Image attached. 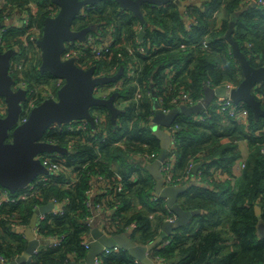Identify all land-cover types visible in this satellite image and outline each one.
Returning a JSON list of instances; mask_svg holds the SVG:
<instances>
[{"label":"trees","instance_id":"16d2710c","mask_svg":"<svg viewBox=\"0 0 264 264\" xmlns=\"http://www.w3.org/2000/svg\"><path fill=\"white\" fill-rule=\"evenodd\" d=\"M32 1L39 6L32 22L43 29L45 18L57 10L51 0H6L3 12L11 14L14 8L23 11ZM172 1L166 0L161 5L142 4L146 20L143 41L137 34L139 18L122 9L115 0H103L75 19V28L89 25L95 30L103 25L109 27L112 22L115 24L112 53L95 61L97 73L122 69L124 78L133 56L139 58L141 66L135 83L125 79L118 88V97L128 102L120 107L115 120L107 107H92L91 112L100 109L106 113L103 129L95 130L87 124L83 132H70L65 129V123L62 130L46 134L48 139L69 149L65 155L66 164L77 170L78 181L70 185L67 175L60 174L49 184L42 185L39 195L0 206V255L7 261H13L26 250L28 240L17 228L29 225L37 206L48 203L52 197L65 201L64 211L41 221L38 232L41 236H62V241L57 246H43L24 264H71L69 254L78 260L84 258L83 239L91 229L88 220L93 212L87 204V191L94 175L102 174L106 179L107 191L99 193L94 203H102L109 211L113 232H125L135 224L130 232L132 237L140 244H147L161 233L163 221L172 216L165 199H153L154 179L146 163L139 159L144 158L145 153L160 150V141L149 123L154 113L153 95L148 96L147 91H154L158 98L166 96L163 84L167 75H171L170 69H176L174 79L178 87L190 89L195 99L204 96L207 84H239L243 73L232 52L233 43L254 67L264 65V6L247 4L245 0H200L201 5L190 6L193 25L186 29L182 12ZM215 14H222L219 24ZM19 32L9 27L10 45L17 42L20 46ZM205 34H209L208 51L193 47ZM141 45L145 46L146 53L131 55L127 49ZM35 47L33 44L29 49L34 52ZM153 47L158 48L152 51ZM25 51L26 48L20 46L12 60H26L22 74L28 87L54 86L58 79L39 69L41 57L34 55L30 59ZM151 52L152 57H149L147 54ZM16 74L17 71L12 72V77L16 78ZM137 88L143 93L137 101L131 100ZM254 95L264 109V80L257 84ZM164 100L171 106L167 97ZM248 109V129L241 121L224 119L215 112L202 120L185 114L175 119L174 124L180 126L174 133L178 172L184 173L190 161L201 162L206 185L194 181L187 183L189 187L180 196L179 203L184 209H199L200 212L175 234L166 236L164 240L168 239V243L161 241L152 249V255H160L171 264L264 263V237L257 234L255 211V206H259L264 220V114L255 115L250 107ZM124 138L123 146L115 144ZM243 139L248 140L249 152L237 188L232 187L230 180L212 183L211 187L209 179L215 170L232 171L236 161L242 160L236 141ZM100 264L142 263L120 250L102 256Z\"/></svg>","mask_w":264,"mask_h":264},{"label":"water","instance_id":"95a60500","mask_svg":"<svg viewBox=\"0 0 264 264\" xmlns=\"http://www.w3.org/2000/svg\"><path fill=\"white\" fill-rule=\"evenodd\" d=\"M103 0H51L58 7L54 16H47L44 20L42 37L37 40L41 52L39 69L48 72L56 78L64 80V84L57 91L56 98L47 97L41 103L34 106L27 119L19 123L23 104L27 98V90L17 88L15 80L10 74L11 60L16 49L1 51L0 49V97L6 103V114L0 115V185L15 192L26 187L40 174H47V168L41 163L38 155L45 152H57L66 154L67 148L44 141L47 130L54 124L62 125L73 121H88L94 127L92 107L104 106L110 111L111 118L115 120L119 109L114 105L116 93L109 98H100L94 95V87L101 82H112L119 78L122 71L111 76H95V67L84 69L74 58L63 59L65 43L71 40L84 41L90 27L76 29L75 19L81 14L82 9L90 5H97ZM122 9L133 12L141 24L146 23L142 12V4L149 2L161 5L166 0H115ZM180 9L187 3L184 0H173ZM145 31L141 29L138 37L143 40ZM232 52L242 69L243 78L238 86L232 90L231 95L236 102H245L255 115H263L264 109L260 100L254 95L253 88L264 80V65L254 67L246 54L242 52L236 43L232 44ZM225 86L216 88L206 87L204 98L194 104H180L164 113L157 97L152 99L154 116L152 130L160 141V150L157 158L146 165V169L153 177L154 192L165 199L169 209L176 215L172 221L165 220L161 224V233L147 244H140L134 240L130 232H115L110 237H105L99 228L92 229L93 239L85 259L71 264H94V259L104 247L117 245L127 251L132 257L142 264H156L149 255L166 236L175 234L178 228L190 221L192 216L199 213V209H184L180 203V196L188 189L189 184L165 185L162 179L161 165L168 156L171 144L172 124L180 114L193 115L201 113L215 97L225 95ZM202 166L195 165L193 172ZM53 207L52 203L36 209L31 221L24 232L28 240L25 252L8 264H24L32 259L39 240L36 238V227L39 213H46ZM258 215L256 225L257 234L264 237V220L260 216V207L255 206ZM164 264V263H159Z\"/></svg>","mask_w":264,"mask_h":264},{"label":"built area","instance_id":"2783aa9c","mask_svg":"<svg viewBox=\"0 0 264 264\" xmlns=\"http://www.w3.org/2000/svg\"><path fill=\"white\" fill-rule=\"evenodd\" d=\"M184 1H187V3L182 8L183 23L186 29H191L193 25V18L189 12V9H190V6H192L193 4L197 2V0H184ZM245 3L247 4L256 3V4L264 6V0H245ZM5 5H6V0H0V49L1 51H6L8 49H16L15 53L17 54L20 51V46H24L26 48L25 52L27 53V55H29L30 59L33 58L34 55L41 57V52L37 45V40L42 37V29H40L35 23L32 22L34 15L37 13L39 9V6L37 5V3L35 1L30 2L27 5V8L23 11L19 10V8H14L11 14H9V12L8 13L3 12V8L6 7ZM93 6L94 5H90L89 7L85 9L87 10ZM85 9H82L81 14L84 13ZM57 11H58V7H57V10L49 16H54L57 13ZM139 25H140L139 29L140 27H143V24L139 23ZM11 26L17 28V31H20L19 32L20 34L18 36L19 40L21 41L20 46L18 45L17 42L12 45H10L8 42L7 31L9 27ZM212 31L213 30H211L210 33ZM114 32H115L114 22H112V24H110L109 27H105L103 25L99 29H95V30L90 29L89 32L86 34V39L84 41H79L75 39V40H71L65 43V49L62 55L63 59L74 58L76 62L78 63V65H80L84 69H88L94 66L95 76H111L120 70L123 73L122 69L111 72V73H104L102 71H100L99 73L96 72L95 61L106 58L108 57L109 54L112 53V48H113V43H114V35H113ZM208 41H209V34H205L200 41L196 42L193 45V47L198 46V47H201L204 51H208L209 49ZM33 44H35L36 46L34 48V52H32L29 49V47L33 46ZM156 48L158 47H153L152 51H154ZM127 49L129 50L131 55L135 53H140V52L146 53V48L143 45H141L138 48H134V49L131 46H128ZM147 55L149 57H152V52L151 54L149 53ZM131 59H132V63L127 69L126 74L123 76L124 78H122V76L120 75L121 77L119 76L118 79L112 82H101V83H98L94 87L93 92L96 97L109 98L112 94L116 93V96L114 98V105L118 109H120V107H122L125 103L128 102V100H121L118 97V88L122 87L121 84L122 82L125 81V79L130 80L134 83L136 82V77L138 75V70L141 66V62L137 56H133ZM25 62H26L25 59H22L21 61H17V62L14 60H11V67H10L11 75H12V72L17 71V74L15 75L17 79L14 78L15 86L17 88L20 87V88L27 90V98L23 104L22 113L19 118V123L24 122L27 119L31 109L34 106L41 103L44 98H47V97L56 98L58 89H60L62 85L64 84L63 79L57 78L58 80L56 81L54 86L45 85V86L40 87V86L35 85L34 87L30 89L28 87L29 83L27 79L22 74ZM170 73H171L170 77H167L163 84L166 90L165 92L166 96L161 95L159 98L157 97L159 104H160V108L164 113L169 112L173 107L179 106L180 104L194 105L200 102L204 98V96H202V97H199L198 99H195L192 96L190 89L182 87V86L178 87L177 85L178 81L174 79V74L176 73V69H170ZM241 78H243V74ZM218 86H225L226 88L225 95L222 97V99H220L219 97H215L214 98L215 101L207 105L201 113L193 114L194 118L196 120H202L207 115H210L211 112L218 113L222 115L224 119H229V120L230 119L239 120L241 118H247L249 115V109H248L249 106L245 102L234 101L231 95L232 90L235 89L238 86V84L233 83V82H226V83L218 84V85L217 84L216 85L207 84V87H212L213 89ZM256 88L257 86L253 88V93L254 91H256ZM142 93L143 92H141V89L137 88L134 94V97H132L131 100L137 101L138 97ZM146 94L148 96H152V93L150 91H147ZM40 96H42L41 100H40ZM260 96L261 95H259V97ZM164 97H167L169 99L168 102L170 103L171 106L165 104ZM5 114H6V103L4 99L1 97L0 98V115L4 116ZM92 115L94 117V123H95L94 127H92L88 121L82 120L79 123H74V122L67 123L65 129L70 132H74V131L83 132L87 129V126H88L87 124H89L90 127L95 130L103 129V126L106 125V120H107L106 113H104L100 109H94L92 111ZM153 116H154V113L150 116V120H149L151 127L153 125ZM62 125H57V124L52 125L47 130L46 134L49 132L62 130ZM172 128L173 130L171 134V144L168 150V156L166 157L165 161L162 163L161 168H160L164 184L177 186L181 184H186L187 182H189L190 179H196L199 182L203 181L202 168H200L197 171V173L193 172L195 165L201 162H195L194 160L190 161L184 173L180 174L178 172V169L176 167L177 157L174 153V143H175L174 133L179 130L180 126L173 123ZM80 136L81 135H79L78 137ZM43 140L47 142L59 144L56 141H52L48 139L46 135ZM236 143H238L239 148L241 149L243 158L240 162H236L233 165L232 170L239 169V168L242 169L243 167H245L246 160L248 158V155L246 154V151L244 150L241 141L240 140L236 141ZM115 144L123 146L125 144V138L123 140L116 142ZM144 147L146 148L147 146H144ZM262 152L264 153V146L262 147ZM158 154L159 152L145 153L144 158L139 157V159H143V162L146 163L147 165L153 162L157 158ZM38 158L40 159L41 163L47 168L48 173L40 174L37 178H35V180L30 182L26 187L21 188L15 192H11L9 189L2 187L0 185V206L4 203L17 204L21 201H26L36 195H39L42 185L49 184L54 179L55 176H58L60 174L67 175V178L69 179L68 182L70 183V185H73L78 181V172L75 168L67 166L65 155H62L57 152H45V153H41L40 155H38ZM214 178H216V175H214ZM210 179H212V177ZM105 182H106V179L102 174L94 175L93 179L90 181V189H88L87 191L88 193L87 204L90 205V207H92L93 212L97 211L98 213L100 212L109 213V211L103 208L102 203L100 202L96 204L94 203V199L99 193H103L107 191V186L105 185ZM121 187H122V184L120 185V188ZM157 197L159 196L154 192L153 199H156ZM48 203H52L53 207L49 212L41 213L38 216L36 228L34 229L36 233L38 231V227H39L38 225L41 221L47 219L49 215H57V214L63 213L64 206L66 204L65 201H59L56 199V197H52ZM175 217L176 215L172 212V216L168 217L166 220L172 221L175 219ZM109 219L111 223V217ZM89 220L91 224L92 217H90ZM135 227L136 225L132 224L131 226L127 228V231L125 232H131ZM50 239H52V243H53L52 245L57 246L61 243L62 236H58L57 239L56 237H50ZM168 241L169 240L166 239V240H163L162 243L167 244ZM83 244L87 248L90 246L88 243H85V242H83ZM120 250L122 249H120L117 245H114L113 247H104L102 252L95 257L94 264H100L102 256L108 255L113 252H119ZM36 252L37 251H35L34 253ZM149 255L151 256V258L154 260L156 264H159V263L171 264L170 261L161 257L160 255H155V256L152 255L151 251ZM0 260L6 263V258L2 255H0Z\"/></svg>","mask_w":264,"mask_h":264},{"label":"crops","instance_id":"0c3cea01","mask_svg":"<svg viewBox=\"0 0 264 264\" xmlns=\"http://www.w3.org/2000/svg\"><path fill=\"white\" fill-rule=\"evenodd\" d=\"M196 3H197L198 6L201 5L200 0H197ZM180 11L182 12V9H180ZM215 15H218V14H215ZM218 17L219 18H218V21L217 22L219 24V22L221 20V17H222V14H219ZM90 29H92L91 26H90ZM140 29H143L144 30V26L143 27H140ZM141 41H143V40H141ZM167 77H170V75L168 74ZM205 91H206V89H205ZM152 95H153V98L154 97H158V95L155 94L154 91H152ZM239 121H241V123L244 124V128L245 129L246 128L248 129V119L247 118H241V119H239ZM240 141H241V143L243 145L244 150L246 151V154L248 155V152H249L248 151V140L247 139H243V140H240ZM67 150L69 152V149H67ZM66 154H62V155H66ZM240 161L241 160H237L236 162H240ZM200 168H202V166ZM242 169L239 168V169H235V170H232V171H229V172L226 171V170H217V171L215 170V172L213 174L216 175V178H214V175H213L212 176V179L209 180L211 182V187L213 186L212 183L215 184V183H218V182H224V181L230 180L232 187L233 188H237L238 181H239V178H240ZM191 181H194V182L199 183V184L204 185V186L206 185V183L204 184L203 181L199 182L196 179H190L189 182H191ZM189 182H187V183H189ZM43 205H48V203L42 204V205L38 206L36 209H38L39 207H41ZM51 209L52 208H50L49 211ZM49 211H47V212H49ZM40 214H41V212L39 213V215ZM109 215H110L109 213H105V212H100V213H98L97 211L96 212H92V222H91V224H90V220H88V223H89L91 229L85 234L84 239H83V242L88 243L90 245V242L93 239L92 229L95 228V227L96 228H99L102 231L103 236H105V237H110L111 234L115 233L110 228V219H109L110 216ZM27 227H28V225L22 226V227H18L17 228V231L25 234L24 229H26ZM34 233H35L36 238L39 240V244L36 246L35 251H39L43 246L52 245L53 243H52V239H50V237H56V239H57V237L59 236V235H50L49 237L48 236H41L38 231H37V233L34 231ZM25 236H26V234H25ZM85 248H86V254H87L90 246L88 248L87 247H85ZM86 254H85L84 258H82L80 260H78L73 254H69V256H70L72 262L75 261L77 263H80V262H82L85 259ZM9 262H11V261H7L6 260V263H5L4 261H1L0 260V264H8Z\"/></svg>","mask_w":264,"mask_h":264},{"label":"flooded vegetation","instance_id":"af4514ba","mask_svg":"<svg viewBox=\"0 0 264 264\" xmlns=\"http://www.w3.org/2000/svg\"><path fill=\"white\" fill-rule=\"evenodd\" d=\"M84 27H86V26H84ZM84 27H82V28H84ZM88 27H90L89 25H88ZM81 27H76V29H82ZM89 32V31H88ZM87 32V33H88Z\"/></svg>","mask_w":264,"mask_h":264},{"label":"rangeland","instance_id":"374dc122","mask_svg":"<svg viewBox=\"0 0 264 264\" xmlns=\"http://www.w3.org/2000/svg\"><path fill=\"white\" fill-rule=\"evenodd\" d=\"M173 2V1H172Z\"/></svg>","mask_w":264,"mask_h":264}]
</instances>
